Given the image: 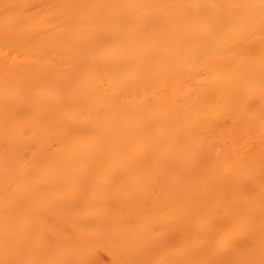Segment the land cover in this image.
Returning <instances> with one entry per match:
<instances>
[{"label":"bare ground","instance_id":"6f19581e","mask_svg":"<svg viewBox=\"0 0 264 264\" xmlns=\"http://www.w3.org/2000/svg\"><path fill=\"white\" fill-rule=\"evenodd\" d=\"M0 264H264V0H0Z\"/></svg>","mask_w":264,"mask_h":264}]
</instances>
